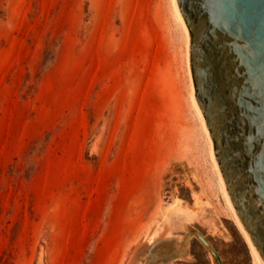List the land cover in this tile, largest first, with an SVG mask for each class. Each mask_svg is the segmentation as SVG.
<instances>
[{
	"label": "rangeland",
	"instance_id": "374dc122",
	"mask_svg": "<svg viewBox=\"0 0 264 264\" xmlns=\"http://www.w3.org/2000/svg\"><path fill=\"white\" fill-rule=\"evenodd\" d=\"M188 35L171 0H0V264H132L184 225L220 264H252ZM186 250L170 263L214 264L193 234Z\"/></svg>",
	"mask_w": 264,
	"mask_h": 264
},
{
	"label": "water",
	"instance_id": "95a60500",
	"mask_svg": "<svg viewBox=\"0 0 264 264\" xmlns=\"http://www.w3.org/2000/svg\"><path fill=\"white\" fill-rule=\"evenodd\" d=\"M190 34L193 98L213 143L231 206L264 264V0H174ZM193 234L141 245L132 264L186 257Z\"/></svg>",
	"mask_w": 264,
	"mask_h": 264
},
{
	"label": "bare ground",
	"instance_id": "6f19581e",
	"mask_svg": "<svg viewBox=\"0 0 264 264\" xmlns=\"http://www.w3.org/2000/svg\"><path fill=\"white\" fill-rule=\"evenodd\" d=\"M171 5H172L174 16L177 19V21L179 22V24L181 25V27L183 29V32L185 34L186 42H188V38H189L188 29H187V27H186V25L184 23V20L181 17V15H180V13H179L176 5H175L174 0H171ZM190 96H191V104H192V106H193V108L195 110V113H196L197 117L200 120V123L202 125V128H203V131L205 133L206 139H207V141L209 143L210 157H211V160H212L213 168H214L216 176H217L218 186H219V188H220V190L222 192V195L224 197L225 203H226L229 211L231 212V214L233 216V219H234V222H235V224L237 226V229L241 233L243 239L245 240V242H246V244L248 246V249L250 251L251 258H252V264H261L260 258L258 256L253 244L251 243V241L249 240L248 236L244 232V230H243V228H242V226H241V224H240V222H239V220H238V218H237V216H236V214H235V212H234V210H233V208L231 206V203H230V201L228 199V196L226 194V186H225V183H224V181H223V179L221 177V174H220L219 170L217 169V163H216L215 157L213 155V150H212V146H211V144H212L211 138L209 137V134H208L207 128H206V126L204 124L203 118H202V116H201V114H200V112H199V110H198V108H197V106L195 104V101H194V98H193V91H191V95Z\"/></svg>",
	"mask_w": 264,
	"mask_h": 264
}]
</instances>
